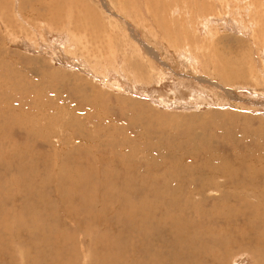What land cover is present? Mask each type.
I'll use <instances>...</instances> for the list:
<instances>
[{"label":"rangeland","instance_id":"374dc122","mask_svg":"<svg viewBox=\"0 0 264 264\" xmlns=\"http://www.w3.org/2000/svg\"><path fill=\"white\" fill-rule=\"evenodd\" d=\"M156 260L264 264V0H0V264Z\"/></svg>","mask_w":264,"mask_h":264},{"label":"bare ground","instance_id":"6f19581e","mask_svg":"<svg viewBox=\"0 0 264 264\" xmlns=\"http://www.w3.org/2000/svg\"><path fill=\"white\" fill-rule=\"evenodd\" d=\"M165 26V25H164ZM116 86V85H115ZM176 219H178L179 220V217H176ZM180 219H182V218H180ZM171 228H173L174 230H172L171 232H175V234H176V232H177V230H179L178 228H177V226L176 227H171ZM183 228V230L185 229L184 227H182ZM169 230V229H168ZM181 230V229H180ZM169 232V231H168ZM197 232V231H196ZM170 234V233H169ZM168 234V235H169ZM181 236H179V242H177L179 245H181L182 246V243L183 242H181L180 240H182L181 238H183V234H180ZM191 236V235H190ZM189 237V236H188ZM167 238V237H166ZM171 238V237H170ZM152 239V238H151ZM190 239H191V237H190ZM62 240L65 242V240L62 238ZM146 240H149V239H146ZM145 240V241H146ZM166 240V239H165ZM150 241V240H149ZM173 241V240H172ZM178 241V240H177ZM174 243H175V241H173ZM172 242V243H173ZM206 242H208V241H206ZM149 243V242H148ZM192 244V243H191ZM76 245V244H75ZM108 245H109V243H108ZM197 245V244H196ZM201 245V244H200ZM132 247V246H131ZM134 248H135V246H134ZM151 248V247H150ZM153 249V248H152ZM151 249V250H152ZM193 249V248H192ZM154 250V249H153ZM155 250H157V249H155ZM154 250V251H155ZM175 250H176V248H175ZM208 250V249H207ZM186 251V250H185ZM150 252V251H149ZM190 252V251H189ZM189 252L187 253V254H189ZM156 253V252H155ZM173 253V252H172ZM205 253V252H204ZM150 254V253H149ZM175 254V253H174ZM186 254V253H185ZM151 255V254H150ZM173 255V254H172ZM174 257V256H173ZM177 257V256H176ZM193 257V256H192ZM151 258V257H150ZM187 258H188V256H187ZM176 259H178V258H176ZM190 259V258H189ZM151 260H152V258L150 259V262H151ZM173 260H174V258H173ZM185 260H186V258H185ZM192 260V259H191ZM190 261V260H189ZM147 262H149V261H147ZM156 262V264H157V260L155 261ZM154 263V262H153ZM187 263H189L188 262V259H187ZM191 263V262H190ZM152 264V263H151ZM202 264V263H201Z\"/></svg>","mask_w":264,"mask_h":264}]
</instances>
